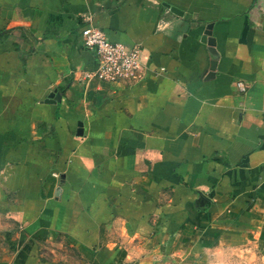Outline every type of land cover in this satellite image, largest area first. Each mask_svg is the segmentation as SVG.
I'll use <instances>...</instances> for the list:
<instances>
[{
    "label": "crops",
    "instance_id": "1",
    "mask_svg": "<svg viewBox=\"0 0 264 264\" xmlns=\"http://www.w3.org/2000/svg\"><path fill=\"white\" fill-rule=\"evenodd\" d=\"M90 23L136 66L88 76ZM0 219L8 264H218L235 237L264 245V0H0Z\"/></svg>",
    "mask_w": 264,
    "mask_h": 264
},
{
    "label": "built area",
    "instance_id": "2",
    "mask_svg": "<svg viewBox=\"0 0 264 264\" xmlns=\"http://www.w3.org/2000/svg\"><path fill=\"white\" fill-rule=\"evenodd\" d=\"M82 37L84 45L96 53L100 63V67L87 74L88 76L98 75L103 79L114 78L136 66L140 51L136 45L131 46L111 40L104 29L94 23L82 29ZM239 87L244 89L241 82ZM55 175L58 174L55 173Z\"/></svg>",
    "mask_w": 264,
    "mask_h": 264
},
{
    "label": "rangeland",
    "instance_id": "3",
    "mask_svg": "<svg viewBox=\"0 0 264 264\" xmlns=\"http://www.w3.org/2000/svg\"><path fill=\"white\" fill-rule=\"evenodd\" d=\"M2 227L3 223L0 219V264H8L13 258V254L9 252L12 239L3 232ZM19 230L24 228L19 227ZM27 241L28 238H25V242ZM218 264H264V245L235 237L234 241L227 245V249L219 255Z\"/></svg>",
    "mask_w": 264,
    "mask_h": 264
},
{
    "label": "water",
    "instance_id": "4",
    "mask_svg": "<svg viewBox=\"0 0 264 264\" xmlns=\"http://www.w3.org/2000/svg\"><path fill=\"white\" fill-rule=\"evenodd\" d=\"M212 26H213L212 24L208 25L205 35L203 37L204 41L208 43V51L211 57V65L206 75L207 76L206 78H211L216 75V68H217L219 56H220L219 51L216 47L217 45L216 38L214 37L212 33L213 31L211 30ZM50 100L52 99H49V101Z\"/></svg>",
    "mask_w": 264,
    "mask_h": 264
}]
</instances>
